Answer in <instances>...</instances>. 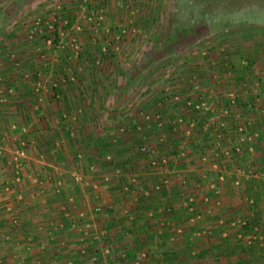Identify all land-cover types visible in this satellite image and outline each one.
<instances>
[{
	"label": "rangeland",
	"instance_id": "rangeland-1",
	"mask_svg": "<svg viewBox=\"0 0 264 264\" xmlns=\"http://www.w3.org/2000/svg\"><path fill=\"white\" fill-rule=\"evenodd\" d=\"M250 8L264 12V0H0V63L5 58L12 73L23 74L37 92L48 77L52 99L57 104L63 99L58 91L61 84L82 94L74 96V100L70 96L61 101L63 112L59 108L51 111L56 126H47L55 130L46 132L47 136L52 134L54 138L67 130L69 137L70 124L66 120L71 112L66 109L69 104L79 103V119L98 122V131L108 137L107 145L115 146L126 131L139 141L140 124L134 122L126 127L124 123L141 116L142 110L137 111L135 106L141 92H160L153 103L160 107L168 104L172 117L159 107L144 112L141 124L153 126L156 138L150 133L149 137L167 149L162 153L158 144L145 136L147 140L135 143L130 150L137 154L135 164L140 163L146 172L155 168L162 173L155 190L169 189L172 179L183 188L193 184L197 188L201 182L206 187L202 208L192 194L180 191L185 216L180 225L177 217L165 216L166 204L161 208V217L153 223L159 235L170 237L172 244L160 238L156 259L145 247L132 253L123 236L131 233L132 228L126 224H131L134 209L125 202L127 184L122 189L116 184L123 170L133 172V163L125 166L124 162V167L106 172L104 167L109 171L118 163L106 154L101 164L105 173L97 176L99 180L90 181L79 166L81 170L75 174L80 180L74 181L72 174L70 181L72 185L92 188V196L98 198L92 212L105 220L110 215L116 224L110 221L107 226L93 229L84 222L85 209H78L70 200L69 207L58 205L66 223L50 221L41 226L51 240L61 235L66 226L71 232L80 227L84 238H88L81 247L85 253L78 252L86 264H264V21L251 18L229 22L219 15H234ZM31 59L36 63L26 62ZM105 90H111L110 94ZM0 102H5L4 97ZM197 102H204V107L196 110L188 105ZM2 109L4 115L9 113L5 107ZM34 110L38 111L37 105ZM46 113L38 116L41 121ZM18 130L30 135L15 137L18 143L10 145L8 152V147L0 148V158L6 156L4 176L0 178V264H66V260L58 263L52 257L26 263L30 255L24 258L22 250L18 256L7 253L12 234L22 225L17 206L38 196L46 197V192L58 195L64 188L63 181L53 175V167L44 165L46 170H54L45 175L38 174L37 168L27 171L29 150L42 148L43 151H32L45 153L43 159L48 161L45 151L52 142L39 136L40 146L33 145L31 133L40 129L29 132L28 126L18 128L14 121L3 131L14 138ZM195 135L197 143L192 139ZM69 146L70 151L76 150L72 142ZM17 149L26 153L18 180L13 158ZM82 155L81 151L75 152L73 159L80 161ZM51 157L59 161L57 153ZM153 160L157 162L154 165ZM170 163L174 171L169 169ZM31 173L35 189L27 200L22 188ZM227 180L230 189L221 192ZM219 184L224 185L221 188ZM105 185V189H120L110 214L99 194ZM238 189L243 193V210L239 207L235 213L224 211L225 195L231 198L234 192L239 193ZM144 192V197L152 196L149 190ZM148 215L154 221L153 213ZM100 231L106 234L91 245L89 235ZM150 238L147 234V242H151ZM175 246L180 247V253L173 249Z\"/></svg>",
	"mask_w": 264,
	"mask_h": 264
},
{
	"label": "crops",
	"instance_id": "crops-1",
	"mask_svg": "<svg viewBox=\"0 0 264 264\" xmlns=\"http://www.w3.org/2000/svg\"><path fill=\"white\" fill-rule=\"evenodd\" d=\"M4 60L6 59L3 58L2 62L0 63V65H4L3 67H0V97H4L5 101L4 103L0 102V148L3 149L2 147L6 146L8 147V152L9 148H11L10 145L13 144L16 146V144L18 143L17 139L25 138L26 136L30 135L26 133L22 134V132L18 130L14 138L11 136L9 137V135L3 130L6 129L10 121L16 122L18 128L22 126H28L29 132H33L35 129H40L39 132L37 131L31 133V135L33 136V145L37 143L36 145L40 146L39 141H41L42 137L49 143L52 142V147H49L47 149L48 151H45L46 154L49 155V159L48 161H45L43 159V154L45 153L36 154L34 151H32L39 149L43 151L42 148L37 149V147L33 146L34 148L31 149V151L29 150L30 156L27 164V171H31L37 168L39 170L38 174L45 175L49 173V171L53 172L54 170H50L48 168V171L45 169L44 165L53 167V169H55L53 175H55L56 179L62 180L64 184V188L58 195H51V193L46 192V197L42 198L38 196L36 199L29 200L32 197V191H34L35 189V185L33 184L34 172L25 179V186H23L22 188V193L24 197L29 201H25V204L22 203L23 207L22 205L17 206V213L22 220V225L14 232V234H12L10 243L7 245V253L15 254L14 256H18L19 251L22 250V252L25 253L24 258L30 255L28 259L26 258V263H31L33 259H36L38 257H42V259L43 257L45 259L52 257L56 258L58 263L60 262V260H66V264H86V262L84 263L83 261H81V258L79 257V253L81 252L79 250H81L82 244H87L88 238H84L85 234H83V232H80V227H77L78 231L72 230L71 232L70 228L66 226L61 232V235L56 236V239L54 240H51L46 230H43L41 228L43 227L42 225L45 226L50 221H54L55 223V221L61 220L66 223V219L62 216L61 210L58 209V205L69 207L71 205L70 200H74V202H76L75 204L78 205V209H85L87 219H85L86 221L84 220V222H87L88 226L91 225L93 229H95V226H107L109 225L110 221L112 222V224H116L117 221H114L112 219L113 217L111 218L110 215L108 216L107 220H105L103 219V216L92 212V205L98 202V198H94L92 196V192H94L92 188L82 185H72L70 181V175L80 172V167L82 168L81 171H84L86 177L90 179V181L94 183V181L96 182L97 180H99V177L97 179V176H100L101 173H105L101 168V164L103 161L102 157H104V155L106 154H110L112 158H115L114 162L116 163V161H118V163H116V165L113 164L114 167L109 168V171L106 169V167H104L106 172H114L115 169L121 167L122 165L124 167L125 164V166H128L129 164L131 165V163H133V172L131 174L127 173L125 170H123V168L119 169L123 170L124 172L121 173L119 182L118 184H116L121 189L123 188V185L125 183L127 184L126 187H128L129 192L125 193V202L127 206L129 204L134 209V218L131 224L129 222L126 224L127 228H132L130 230L131 233H126L123 236L126 242V247L128 248V251L130 250L132 253L137 251V249L145 247L148 249L149 253L154 254L156 259V255L160 253V248L158 247L160 238H167L166 244H172L170 240L168 241V238L170 239V237H163V234L161 236L159 235L158 227L153 223L156 222L159 217H161V208L166 204L167 209L165 208L163 213L167 218H172V216L174 218L177 217L176 222L178 225H180L181 223H184L183 220H185V216H183L184 213L182 211L183 201H181L184 199L183 196H181L180 191L184 189L183 191H188V194H192L194 198H197L196 201L199 202L198 204L200 208H202L201 197L206 194L204 192L206 191L204 182H201L197 188H195L194 184L187 185L185 188H183L177 185L175 179H172L173 181L171 182L169 189H163L161 191L155 190L154 186L162 178V173H160L159 170L155 168L153 171L148 170V172H146V170L142 169L140 163L136 162L137 164H135L137 154L130 152V150H133L132 147L135 146V143H140L142 139L147 140L145 139V136L149 137L150 134L156 138V136H154L155 130L153 129V126H149L148 124L143 125L141 123L142 121H144L142 117V114L144 112L153 111L155 110V108L160 107L159 103L154 104L153 102L156 101L157 97H159L161 93H152V91H149L147 94H144V92H141V98L135 105L137 107V111L142 110L141 116L139 115L138 118L136 117V121L132 119V122H123L126 127H128L130 123L134 122L136 123V125L140 124V126L142 127V131L140 133L142 138L140 137L139 141H137L133 136H131L130 133L126 131L120 136L115 146L107 145L108 137L98 131V122H95L94 120H89L87 122L81 121L79 119L78 113H80L81 109L80 107H78L79 103H73L72 106L71 104H69V108L66 109V111H69L70 109L71 112L67 115L68 118L66 120L69 121L70 124V129L68 131L69 137L67 134V130L66 132L62 130L61 135L53 138L52 134H49L47 136L46 133H50L51 130L55 132L54 129L47 127L50 125H52V127L56 126V124H53L54 120L51 117L53 116L51 114V111H57L58 108L60 109L61 101L64 102L66 99L69 100L70 96H73V100L74 96H81V92H78V94H76L77 89L71 90L69 89V87H67V85L61 84L62 86L60 85L58 91L63 99L59 101V104H57L52 99L53 90L50 88V80L48 79V77L45 78V80H42V88H40V90L37 92L34 84H31L30 81H26L23 74L12 73L11 69L8 68H11L10 62L7 63L8 61L6 60V62ZM36 61L37 60L31 59L26 62L35 64ZM105 92L110 94L111 90L110 92L108 90H105ZM36 105L38 106V111H36L37 109L34 110V107ZM4 107L5 109H8L9 112L5 115L2 112V108ZM111 107L112 106H110V108ZM161 108L165 109V112H167V114H170L169 117H172L173 111L168 104L165 103V105L161 106L160 109ZM39 112H47L49 114L46 113L47 116L44 117L43 121H41L38 117L40 115ZM61 112H63V108ZM170 112H172V114ZM107 122L108 121H106L104 125H106ZM149 127H151L152 129H150ZM46 128L50 130H46ZM44 132L46 133V136ZM39 136H42L41 139L37 138ZM15 137L17 139H15ZM149 138L152 139L154 145L158 144L156 145L158 150H160L162 153L166 151L167 148L161 147L158 142L155 143L156 140L154 141L152 137ZM192 139H195L196 143L199 141L196 135L193 136ZM69 142H72V146L76 150H69ZM170 143H173V140L170 141ZM171 146L173 145L171 144ZM108 147H111L112 149L107 150ZM84 150H86L87 152L84 153ZM79 151L83 152V155L81 157L82 159L80 161H76L75 159H73L75 158L73 154ZM170 151H172V149H170ZM54 153H57L59 161H57L58 159L56 160V157H51V155H53ZM5 157L6 156H2L0 158V178L4 176L3 173L5 172ZM78 162L80 164H78ZM66 163H68V165ZM171 163L168 167L170 170L174 171L175 166H172ZM91 167H94L95 170L92 171ZM89 169L91 171H89ZM192 169L193 168H190L188 170ZM197 171L198 170H196V172ZM164 176L166 177V175ZM224 183V188H222L224 184H219V186H221L222 188L221 192L223 190L230 189V181L227 180ZM117 186L114 187L117 188ZM48 187H50V185H48L47 188ZM105 187H107V185L100 187L99 194L100 197H102L101 201L103 203H107L106 206H108V212L110 214V210H112L113 208L112 206H115L112 201L114 198L118 197L117 194L120 189H114L113 186L112 189H105ZM144 190H149L152 196L144 197ZM241 191V189H238L237 192L239 193L237 194L233 191L234 195L231 198L225 195L226 197L223 201V209H225L224 211H232L233 213L238 211V208L241 207L240 204L242 203V201L240 200V196L243 193H241ZM241 209L243 210L242 207ZM150 213H153V216L155 218L154 221L149 217L148 214ZM178 217H181V219ZM76 220L77 219L75 218L74 222ZM200 223H202V221H200ZM79 226H81V224ZM147 234H150L151 242H147ZM179 248L180 247L176 246L173 248L177 254L180 253Z\"/></svg>",
	"mask_w": 264,
	"mask_h": 264
},
{
	"label": "built area",
	"instance_id": "built-area-1",
	"mask_svg": "<svg viewBox=\"0 0 264 264\" xmlns=\"http://www.w3.org/2000/svg\"><path fill=\"white\" fill-rule=\"evenodd\" d=\"M188 105H190L192 107V109H200L201 107H204L205 103L204 102H197V103H189ZM23 145H25L23 143ZM141 150H143V148H141ZM14 153V160H15V176H16V179L18 180L19 179V170L22 168L23 166V161L26 159V153L24 151V149H17L16 151L13 152ZM148 156L150 157V153L148 154ZM152 157V156H151ZM157 162H155L154 160L151 161V164L154 165L156 164ZM73 180L74 181H79L80 180V177L78 175H74L73 176ZM9 182H6L5 185H9L8 184ZM156 188H158V186H156ZM5 189H7V186H5ZM106 234L105 231H100V232H95L94 234H90L89 235V239L90 240V243L91 245H94L96 243H99V240ZM108 251V250H106ZM81 253H85L84 250L82 249L81 250Z\"/></svg>",
	"mask_w": 264,
	"mask_h": 264
},
{
	"label": "trees",
	"instance_id": "trees-1",
	"mask_svg": "<svg viewBox=\"0 0 264 264\" xmlns=\"http://www.w3.org/2000/svg\"><path fill=\"white\" fill-rule=\"evenodd\" d=\"M210 1H214V0H206V2H210ZM226 1V0H225ZM235 2H237V0H234ZM221 19H226L229 20V22L233 21V20H240V21H248L251 18L256 20V19H263L264 21V12L261 11H255L254 8H250L248 10H241L236 12L234 15L231 14H219ZM249 16V17H247ZM238 18V19H237ZM239 18H244V19H239Z\"/></svg>",
	"mask_w": 264,
	"mask_h": 264
}]
</instances>
